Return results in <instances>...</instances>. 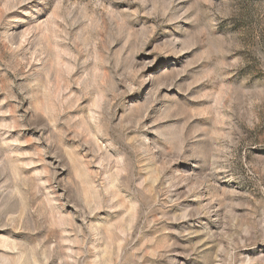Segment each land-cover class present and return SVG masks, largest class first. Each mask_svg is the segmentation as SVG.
Here are the masks:
<instances>
[{
    "label": "rangeland",
    "instance_id": "obj_1",
    "mask_svg": "<svg viewBox=\"0 0 264 264\" xmlns=\"http://www.w3.org/2000/svg\"><path fill=\"white\" fill-rule=\"evenodd\" d=\"M0 264H264V0H0Z\"/></svg>",
    "mask_w": 264,
    "mask_h": 264
}]
</instances>
